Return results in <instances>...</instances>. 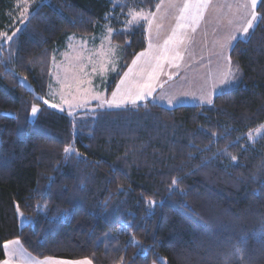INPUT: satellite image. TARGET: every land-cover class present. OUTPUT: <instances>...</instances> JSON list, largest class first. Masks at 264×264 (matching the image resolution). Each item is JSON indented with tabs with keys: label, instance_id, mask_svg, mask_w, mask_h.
I'll return each instance as SVG.
<instances>
[{
	"label": "trees",
	"instance_id": "16d2710c",
	"mask_svg": "<svg viewBox=\"0 0 264 264\" xmlns=\"http://www.w3.org/2000/svg\"><path fill=\"white\" fill-rule=\"evenodd\" d=\"M25 1L0 0V32L26 19L0 51V264L11 240L39 259L264 264V134L250 139L264 126L261 1L230 52L236 85L212 105L147 102L76 119L44 101L56 51L111 22L122 48L111 90L148 47L145 23L123 29L122 19L161 0Z\"/></svg>",
	"mask_w": 264,
	"mask_h": 264
},
{
	"label": "rangeland",
	"instance_id": "374dc122",
	"mask_svg": "<svg viewBox=\"0 0 264 264\" xmlns=\"http://www.w3.org/2000/svg\"><path fill=\"white\" fill-rule=\"evenodd\" d=\"M260 1L257 0L253 8L251 0H161L154 12L129 13L122 19L123 29L145 23L149 47L143 52L146 55H139L111 90L122 61V48L114 41L116 30L112 23L105 24L92 36L72 35L65 47L54 55L51 84L44 101L50 108L73 119L85 113L93 114L98 109H122L147 102L167 109L212 105L214 98L238 79L230 52L239 39H248L258 24ZM27 13L28 10L21 17H26ZM137 13L140 15L134 19L133 14ZM161 20L164 30L160 32ZM19 21L20 25L16 26ZM249 23L252 26L245 33L243 29ZM25 24L26 19H16L15 29L0 32V51L16 40ZM174 34L175 39L165 52V42ZM7 36L12 39L7 40ZM176 52L179 57L175 56ZM153 75L152 94L137 100L135 105L130 100L120 107L103 103L112 100L117 88L121 90L117 96L119 101L126 89L131 87L135 92L137 83L149 82V76ZM224 77L227 79L222 83ZM22 81L32 88L27 79L22 78ZM35 108L32 120L40 110ZM263 134L264 126L252 131L250 139L255 142Z\"/></svg>",
	"mask_w": 264,
	"mask_h": 264
},
{
	"label": "snow or ice",
	"instance_id": "6c2138e0",
	"mask_svg": "<svg viewBox=\"0 0 264 264\" xmlns=\"http://www.w3.org/2000/svg\"><path fill=\"white\" fill-rule=\"evenodd\" d=\"M261 4L264 5V0H261ZM257 6V0H251V7L255 8ZM140 14H133V18L135 19L137 16H139ZM253 19H255V14H253ZM146 19V17H145ZM181 19H183V17H181ZM252 25L249 23L247 27H245L243 29V31L245 33H247L248 28H250ZM235 38V37H233ZM7 40H11L12 37L11 36H7L6 37ZM175 39V34L173 35V38H171L169 41L165 42V52L168 51L167 45L169 43H172L173 40ZM146 53H140V56H145ZM176 57H179V53L176 52L175 53ZM135 63V62H134ZM156 67H159V65H157ZM131 71V70H130ZM154 78L153 76H149L148 81L149 82H144L141 81L139 83H137L134 87H135V92L133 91V88H128L124 91L123 96L121 98V100L117 101V96L119 94H121V90L119 88L116 89V91H114L112 93V100L111 101H103V103H107L109 107H111L112 105H116L117 107H120L122 104L125 103L126 100H130V102L135 105L137 103V100H143L145 98V95L150 96L152 94V86L150 81ZM226 77L222 78L221 82L225 83L226 82ZM124 83V80H121V84ZM211 101H209L210 103ZM45 103H47V101H45ZM54 107V105H53ZM37 111V109L35 107H33L32 112L33 114ZM69 150L67 148H65V152H68ZM233 160L236 159V157H232ZM177 183V181L173 180V184ZM154 203V202H152ZM9 243H15V244H19V241H12ZM5 247H7V245H5ZM237 256V258H242L243 257V253L241 251H237V253L235 254ZM4 264H8L7 261L4 262ZM56 264H90L89 261H71V262H56Z\"/></svg>",
	"mask_w": 264,
	"mask_h": 264
},
{
	"label": "crops",
	"instance_id": "0c3cea01",
	"mask_svg": "<svg viewBox=\"0 0 264 264\" xmlns=\"http://www.w3.org/2000/svg\"><path fill=\"white\" fill-rule=\"evenodd\" d=\"M162 24H163V21L161 20L160 32L164 30ZM156 33L158 34V32ZM168 33L171 34L170 28H169ZM147 34H148V39H149V33ZM148 47H149V44H148ZM146 50H148V48ZM12 241H19V240H11L5 243V245H7V247H5L4 245L6 258L1 264H4L5 261H7L8 264H56V262H71V261H85V260L89 261L90 264H93L90 260H87V259H81V260H67V259H60V258L39 259L33 256L32 254H30L25 249V247L20 241H19V244L9 243Z\"/></svg>",
	"mask_w": 264,
	"mask_h": 264
}]
</instances>
